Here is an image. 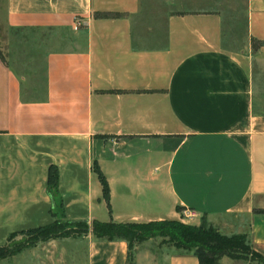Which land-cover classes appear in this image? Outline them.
Listing matches in <instances>:
<instances>
[{
	"label": "crops",
	"instance_id": "crops-1",
	"mask_svg": "<svg viewBox=\"0 0 264 264\" xmlns=\"http://www.w3.org/2000/svg\"><path fill=\"white\" fill-rule=\"evenodd\" d=\"M229 3L0 0V245L53 220V165L66 220L189 223L185 208L264 254V0ZM154 239L133 264H197ZM125 258V241L87 232L0 264Z\"/></svg>",
	"mask_w": 264,
	"mask_h": 264
},
{
	"label": "trees",
	"instance_id": "trees-1",
	"mask_svg": "<svg viewBox=\"0 0 264 264\" xmlns=\"http://www.w3.org/2000/svg\"><path fill=\"white\" fill-rule=\"evenodd\" d=\"M96 17H115V13H96ZM92 170L101 185L102 197L108 199V187L106 180L93 162ZM46 191L50 196L52 206L50 209L53 220L43 226H37L25 230L10 233L6 242L0 245V259L10 256L22 247L44 242L56 237L81 235L90 232L95 238L106 240L121 239L126 243L125 264H133V248L135 245L156 236L165 240L168 245L183 253H192L197 264H219L222 256L229 258H243L249 255L264 264V257L250 250L249 242L244 234L222 235L214 227L207 224L204 219L198 225L182 223L179 220H155L148 222H116L112 220H66L62 216V203L57 195V170L50 165L46 176ZM179 210V207H177ZM257 212L264 213V209ZM26 236V241L10 244L16 236Z\"/></svg>",
	"mask_w": 264,
	"mask_h": 264
},
{
	"label": "rangeland",
	"instance_id": "rangeland-1",
	"mask_svg": "<svg viewBox=\"0 0 264 264\" xmlns=\"http://www.w3.org/2000/svg\"><path fill=\"white\" fill-rule=\"evenodd\" d=\"M228 1H230V3L228 5L231 6V7L237 8V10L240 9V7L243 5V0H228ZM0 20H2V15H0ZM251 44L254 45V46L258 45L255 42H253ZM180 215H181L182 219L188 220L189 223H191L190 219L194 218V213L192 211L188 210V209H185V208L180 211ZM202 219H204V218L201 216L200 220H199V223H200V221ZM182 223H184V222H182ZM189 223H185V224H189ZM190 225H192V224H190ZM154 238L155 239L153 240V242H150L151 246H153V247L167 244L166 242H164L165 240H162V238L159 237V236H156ZM18 239H22L21 242L27 240L26 236H23V235L16 236L14 240H18ZM248 242H249V240H248ZM249 247H250V250L257 252V253H259L260 255H262L264 257V254H261L260 252L254 250L252 248L250 242H249ZM218 263L219 264H262L258 259L250 257L249 255H247L246 257H243V258H229V257H226V256H222L218 260Z\"/></svg>",
	"mask_w": 264,
	"mask_h": 264
},
{
	"label": "water",
	"instance_id": "water-1",
	"mask_svg": "<svg viewBox=\"0 0 264 264\" xmlns=\"http://www.w3.org/2000/svg\"><path fill=\"white\" fill-rule=\"evenodd\" d=\"M22 241V239H18V240H14V241H12L10 244L12 245V244H16V243H19V242H21Z\"/></svg>",
	"mask_w": 264,
	"mask_h": 264
}]
</instances>
